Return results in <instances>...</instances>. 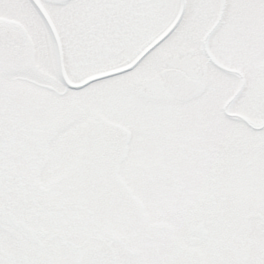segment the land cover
<instances>
[{
	"label": "snow or ice",
	"instance_id": "1",
	"mask_svg": "<svg viewBox=\"0 0 264 264\" xmlns=\"http://www.w3.org/2000/svg\"><path fill=\"white\" fill-rule=\"evenodd\" d=\"M0 264H264V0H0Z\"/></svg>",
	"mask_w": 264,
	"mask_h": 264
}]
</instances>
